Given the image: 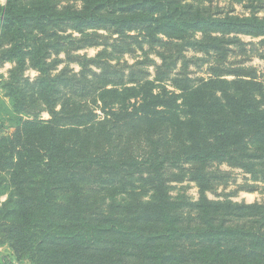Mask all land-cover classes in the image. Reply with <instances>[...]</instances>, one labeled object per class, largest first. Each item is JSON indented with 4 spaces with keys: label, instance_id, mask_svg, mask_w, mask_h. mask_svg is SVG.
I'll list each match as a JSON object with an SVG mask.
<instances>
[{
    "label": "trees",
    "instance_id": "16d2710c",
    "mask_svg": "<svg viewBox=\"0 0 264 264\" xmlns=\"http://www.w3.org/2000/svg\"><path fill=\"white\" fill-rule=\"evenodd\" d=\"M255 57L264 0H6L0 264H264Z\"/></svg>",
    "mask_w": 264,
    "mask_h": 264
},
{
    "label": "rangeland",
    "instance_id": "374dc122",
    "mask_svg": "<svg viewBox=\"0 0 264 264\" xmlns=\"http://www.w3.org/2000/svg\"><path fill=\"white\" fill-rule=\"evenodd\" d=\"M5 3H6V0H0V5H3ZM237 10L239 12H242V7L237 6ZM244 38H246L247 40L251 39L249 36H244ZM256 39H258V38H256ZM98 50H99V48L91 47V48H88L82 52H87L90 56H94ZM126 58H128L130 60V62L133 61V59H131L128 56H126ZM252 64L258 66L259 68H264V60L261 58L255 57V59L252 61ZM13 66H14L13 62H6L4 64H0V82L2 80V77H4V78L8 77L10 69H12ZM26 73L31 78H34L38 74L37 71L33 68H29ZM0 95H2L1 90H0ZM6 102H7V100H6ZM49 117L50 116L47 113H44V118L48 119ZM16 122H17V117L15 114L10 112L9 106L7 105V103L0 104V126L3 124L7 128L11 129ZM223 167L225 169H228L227 166H223ZM238 177H239L238 183H241L243 181V178H242L243 175L240 174ZM235 187H236V185H230L228 189L232 190ZM183 192L193 199H197V197H198V189L194 183L185 182L184 184H176L175 188H174V194L176 195V194L183 193ZM235 200L236 201H243L244 200L248 203H252L255 201H264V193L242 191L239 193L238 196L235 197ZM10 252H11V250L7 246H0V263L2 262V256L6 255ZM12 263L13 264H25V263H23L21 261H17V260H14Z\"/></svg>",
    "mask_w": 264,
    "mask_h": 264
}]
</instances>
